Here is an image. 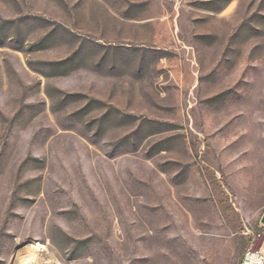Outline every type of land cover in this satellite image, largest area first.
Segmentation results:
<instances>
[{
	"label": "rangeland",
	"instance_id": "1",
	"mask_svg": "<svg viewBox=\"0 0 264 264\" xmlns=\"http://www.w3.org/2000/svg\"><path fill=\"white\" fill-rule=\"evenodd\" d=\"M263 213L264 0H0V264H239Z\"/></svg>",
	"mask_w": 264,
	"mask_h": 264
},
{
	"label": "built area",
	"instance_id": "2",
	"mask_svg": "<svg viewBox=\"0 0 264 264\" xmlns=\"http://www.w3.org/2000/svg\"><path fill=\"white\" fill-rule=\"evenodd\" d=\"M239 264H264V227L252 235V242Z\"/></svg>",
	"mask_w": 264,
	"mask_h": 264
},
{
	"label": "bare ground",
	"instance_id": "3",
	"mask_svg": "<svg viewBox=\"0 0 264 264\" xmlns=\"http://www.w3.org/2000/svg\"><path fill=\"white\" fill-rule=\"evenodd\" d=\"M28 249L32 254L28 253L27 256L22 258L24 264H58L44 252L42 246L30 245Z\"/></svg>",
	"mask_w": 264,
	"mask_h": 264
},
{
	"label": "water",
	"instance_id": "4",
	"mask_svg": "<svg viewBox=\"0 0 264 264\" xmlns=\"http://www.w3.org/2000/svg\"><path fill=\"white\" fill-rule=\"evenodd\" d=\"M260 223L264 226V213H263V215H262V217L260 219Z\"/></svg>",
	"mask_w": 264,
	"mask_h": 264
}]
</instances>
